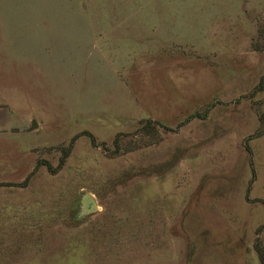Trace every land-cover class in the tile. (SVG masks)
I'll use <instances>...</instances> for the list:
<instances>
[{
  "label": "rangeland",
  "instance_id": "1",
  "mask_svg": "<svg viewBox=\"0 0 264 264\" xmlns=\"http://www.w3.org/2000/svg\"><path fill=\"white\" fill-rule=\"evenodd\" d=\"M258 243L264 0H0V264H258Z\"/></svg>",
  "mask_w": 264,
  "mask_h": 264
},
{
  "label": "trees",
  "instance_id": "2",
  "mask_svg": "<svg viewBox=\"0 0 264 264\" xmlns=\"http://www.w3.org/2000/svg\"><path fill=\"white\" fill-rule=\"evenodd\" d=\"M147 125L150 126V123L147 122ZM152 125V124H151ZM139 136V141L138 143H136V146H140L142 145V143L145 145V144H148L150 142L153 141V139H150L152 136L151 134L149 133H144L143 135L142 134H138ZM120 140V138L117 139V136L113 138L112 140V143L113 145H115L116 147L118 146V141ZM135 147V145H131L130 147H127V149L125 150H129L131 148ZM255 252L257 254V258H258V264H264V248L260 245V243H258L256 246H255Z\"/></svg>",
  "mask_w": 264,
  "mask_h": 264
},
{
  "label": "bare ground",
  "instance_id": "3",
  "mask_svg": "<svg viewBox=\"0 0 264 264\" xmlns=\"http://www.w3.org/2000/svg\"><path fill=\"white\" fill-rule=\"evenodd\" d=\"M86 199H87V196H84L83 199H82V202H86ZM88 200V199H87Z\"/></svg>",
  "mask_w": 264,
  "mask_h": 264
},
{
  "label": "water",
  "instance_id": "4",
  "mask_svg": "<svg viewBox=\"0 0 264 264\" xmlns=\"http://www.w3.org/2000/svg\"><path fill=\"white\" fill-rule=\"evenodd\" d=\"M88 199V198H87ZM87 199H86V201H87Z\"/></svg>",
  "mask_w": 264,
  "mask_h": 264
}]
</instances>
